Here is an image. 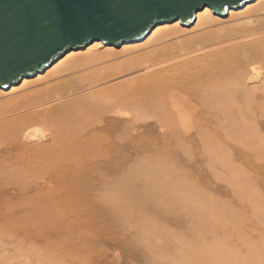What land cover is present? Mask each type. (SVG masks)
I'll use <instances>...</instances> for the list:
<instances>
[{
    "label": "bare ground",
    "instance_id": "1",
    "mask_svg": "<svg viewBox=\"0 0 264 264\" xmlns=\"http://www.w3.org/2000/svg\"><path fill=\"white\" fill-rule=\"evenodd\" d=\"M226 13L222 17L204 6L189 26L178 19L164 21L142 40L119 47L94 40L64 53L41 73L23 77L6 90L0 88V264H264V136L260 131L264 123V0L230 7ZM155 129L164 132L161 142L166 147L172 142L166 139L167 132L176 139L222 130L256 149L249 168L234 162L229 149L221 158L227 171L224 181L233 195L226 198L235 196L238 204L234 200L233 204L241 202L244 209L245 201L252 208L253 214L247 215L254 216L250 219L258 225L244 228L252 227L255 238L247 233L251 237L247 239L242 225L238 227L245 212L242 220L241 209L237 215L235 205L233 209L230 204L220 206L226 203L224 198L215 195L223 200L215 203L212 191L205 188L201 194L210 193L212 203L207 206L204 199L203 204V195H195L200 185L195 188L191 180L189 184L187 178L177 177L176 168L157 149ZM208 139L212 140L206 137L204 145L215 157L214 143ZM176 144L187 153L184 140ZM173 156L177 158L178 153ZM131 160L140 163L133 164L126 175L117 169ZM186 164H181L180 172L188 176ZM113 169L115 176H123L112 188L115 195H97L112 198L108 203L115 207L111 208L118 210L124 196L136 203L132 184L140 187L135 198H143V206L149 205V200L144 201L149 197L156 196L162 204L166 198L170 205L179 200L184 218L196 214L200 230H195L206 243L195 246L194 240L181 239L188 234H176L178 229L164 232L163 226L154 225L144 228V235L153 237L143 235L141 245L134 238L131 242L134 227L130 240L126 233L119 235L107 200L88 199L104 172ZM219 188L214 187V192L220 194ZM62 203L73 205L77 216H64ZM215 219V224L233 221L232 227H219L220 232L209 224L205 227L204 222ZM93 224L97 226L89 227ZM233 243L239 244L230 247Z\"/></svg>",
    "mask_w": 264,
    "mask_h": 264
},
{
    "label": "water",
    "instance_id": "2",
    "mask_svg": "<svg viewBox=\"0 0 264 264\" xmlns=\"http://www.w3.org/2000/svg\"><path fill=\"white\" fill-rule=\"evenodd\" d=\"M253 0H0V88L42 72L64 53L94 40L119 47L158 23L191 25L208 6L226 16Z\"/></svg>",
    "mask_w": 264,
    "mask_h": 264
},
{
    "label": "rangeland",
    "instance_id": "3",
    "mask_svg": "<svg viewBox=\"0 0 264 264\" xmlns=\"http://www.w3.org/2000/svg\"><path fill=\"white\" fill-rule=\"evenodd\" d=\"M262 119V118H261ZM264 121V120H263ZM153 121H151V123H152ZM154 125V124H153ZM261 132H262V134H263V136H264V123H263V125H262V130H260ZM231 132V131H230ZM231 133H233V132H231ZM152 135H154V139L157 141V149H159V150H161V152L164 154V156H165V158H167L168 159V161H169V166H171V167H173L174 169L176 168V174H177V177H179V178H183L182 180H184L185 178H187L186 180L188 181V183H189V181L191 180V182H192V185H194V187L196 188L198 185H200V186H202V187H200V186H198L196 189V191L199 193L198 195L197 194H195L196 196H201L202 197V195H203V197L202 198H200V199H203V204H205L206 203V201H207V203L205 204V205H207L208 203H209V205H211V203H212V201H214V199H215V195H218L217 197L219 198V200L220 199H223L224 198V201H226V203L224 202V203H222V204H220V202H223V200L222 201H218L217 200V198L215 199V203H219L220 204V206L221 205H223V206H225L226 208H229V207H231L232 209H233V205H235L236 207H234V209L236 210V212H235V214H237L238 215V213H240L241 211V216H242V213L243 212H245V213H243V216H244V214H246L245 215V219H244V217L242 216H240L241 217V219L243 220L244 219V221H241V222H239L238 224H240L239 226L236 224L235 225V227L236 226H238V227H240L241 225H242V227H241V229L242 228H244V226H253V224L254 225H258V224H255V223H258V222H256V221H252L251 219H253L254 220V216H248V215H250L251 213L253 214V211H252V208L250 207V206H248L247 205V203H245V201L242 203V206H244L245 204V206H246V208L244 207V209H242L241 208V202H239V206L238 205H236V204H233V203H237L238 201H236V197L234 196V198H231V199H229V200H231V201H229L227 198L229 197H232L233 195H231L230 193V186L224 181L225 179H226V177H225V175H223V174H225L227 171H226V168L222 165V162H221V158L225 155V152L226 151H228L227 149H229L231 152V155H232V158H233V160H234V162H236V163H241V165L242 166H244V167H247V168H249L250 166H248V162H253L254 161V159H255V157H253V155H254V153H255V148L252 146V145H249V144H245L244 142H242V141H240L239 139H240V136H238V135H235L234 133L232 134V135H229L228 133H226L225 131H222V130H219L218 131V133H211V132H203V133H196V132H193V133H189V134H185V135H183L182 137L181 136H179V137H177L176 139H174L173 138V133H166V139L167 138H169L170 140H172V142L171 143H167V147H169V148H167L164 144H163V142H161V141H163V138H162V136L164 137V132L163 131H161V130H159V129H155V130H153L152 131ZM206 137H210L212 140H210V139H208L207 141H209V142H212V143H214V148H215V150H216V152H217V154H216V156L214 157H212L211 155H209L208 154V152H207V149H206V147H205V145H204V141H205V139H206ZM180 139H182V140H184L186 143H187V148H188V150L186 151L187 153H185L184 152V150H182L181 149V147H180V145H178V144H176V141H178V140H180ZM203 140V144H202V141ZM159 142L161 143V144H159ZM167 142V141H166ZM230 145H229V144ZM232 145L233 146H235L237 149H235L234 150V148L235 147H232ZM238 146H239V148H238ZM227 147V148H226ZM165 150V151H164ZM170 150H172V152L170 151ZM176 153H178V157L177 158H175L173 155H175ZM224 153V154H223ZM154 157H152V163H155V158H156V151L154 152ZM187 157L189 158L188 160H187ZM136 160V159H135ZM135 160H131V161H123V162H121V164L118 166V170L120 169L121 170V172L122 173H124L125 175H126V173L129 171V170H131L132 168H134V166H133V164L134 165H139V163L140 162H134ZM188 163V164H186V165H188V166H186V168H188L190 171H188V172H190L189 174H188V176L186 175V172L184 173V174H181V172H180V168L182 169V167H181V164H183V163ZM182 171V170H181ZM115 172H116V170L115 169H113L112 171H109V172H104V176L102 177V178H100V180H99V184H97V186H93V189L92 190H95L93 193H91V194H88L89 196H88V199L91 201V202H93V200L94 199H97V200H102V201H104V202H106L105 200H107L108 199V197L107 196H105V195H102V196H105L104 197V200L102 199L103 197L102 196H100V197H102V198H100V197H98L97 195H99V194H101V193H104V194H108V195H110V193H111V195H115L113 192H112V188H113V186H114V184L117 182V181H123V176H122V173H120V174H118V176H115ZM183 172V171H182ZM131 174V172L128 174V175H130ZM217 175V176H216ZM194 179V180H193ZM197 179V180H196ZM185 180V181H186ZM206 181V182H205ZM141 182L142 181H140V184H141ZM200 182V183H199ZM197 183H198V185H197ZM203 183V184H202ZM215 183V186H213V184ZM225 183L227 184V185H225ZM53 184V183H52ZM190 184V183H189ZM202 184V185H201ZM205 184V185H204ZM207 184V185H206ZM133 185V187H134V192H135V194L137 195V188H140V187H137L136 185H134V184H132ZM155 185V184H154ZM154 185H153V187H154ZM216 186H220V188H219V190H222L221 192H220V194L219 193H217V192H214V187H216ZM198 188L199 189H201L200 191H198ZM205 188V189H204ZM206 191V192H210V191H212V192H210V193H213V194H211L210 196L211 197H214V198H212L213 200L211 201V200H208V198L209 199H211L210 198V196H209V194L210 193H206V192H204L203 194H201V192H203L204 190ZM203 190V191H202ZM262 190V192H263V198H264V189H261ZM222 192H223V195H222ZM227 194V195H229V196H224V194ZM201 194V195H200ZM136 195H135V197H136ZM205 195V196H204ZM209 197H208V196ZM213 195V196H212ZM118 196V195H117ZM44 197H46V196H42L41 198H44ZM110 197V196H109ZM127 197V196H126ZM135 197H133L134 199L132 200V202H135L134 200H136V203H131V200H130V197H127L128 199H129V202L131 203H129L128 201H127V199H125V196H124V198L122 197V201H121V199H120V205H119V207L118 206H116V207H118V210H117V208L115 209V208H111V207H115L114 205H113V203H112V205H109V204H111V203H108V202H110L111 200H112V198H111V200L110 201H108L107 200V207H108V209H110V213L111 214H113V213H115V214H113L114 216V218H115V224H116V226H115V224L113 225L115 228H118L117 227V225L119 224V228L117 229V231L120 233H118L119 235H121L122 233H126L125 235L124 234H122V236L124 235V237H126V235H127V238L129 239V236L131 235H134L135 234V231H136V235H134L133 237H130L131 238V240L134 238V239H136V240H134V241H136L135 243H142V241L144 240V238L147 236V235H144L145 233L143 232V230H144V228H147L148 226L150 227V226H156L155 228H158V229H160V228H162V226L164 227V229H160V230H165L164 232H169V233H176V230H177V233L176 234H179V233H182L183 232V234L182 235H189V237H182L181 239H186V241H188L189 239H191V240H194V241H191V242H193V244L195 245V246H199L200 247V245L202 246V244L203 243H206V241H204V239H203V236H201L197 231H199L200 229H199V220H197V216H196V214H194L193 213V215L191 216V217H189L188 215H186V216H188V217H186L185 216V218H186V220L188 221L189 219L190 220H193V221H190V222H192V223H190L189 221V223L187 222V221H185V218H184V211L182 210V208H181V202H179V200H177V203L176 204H174V205H170V203L168 204L167 202L168 201H165V200H167L166 198L164 199V201L163 202H165V204L163 203H159L158 202V200H155V199H157V197L155 196V197H153V199L156 201V204H154L153 203V199L152 200H150L152 197H149V198H144V201L146 200L147 202H148V200H149V205H145V206H143V203L141 204V201L143 200V198H138V199H136ZM223 197V198H222ZM227 197V198H226ZM105 198H107V199H105ZM121 198V197H120ZM160 199H162L163 200V197H159ZM124 199V200H123ZM206 201H205V200ZM227 199V200H226ZM56 200H57V198H56ZM140 200V203H138V201ZM218 202H217V201ZM233 200L234 201H236V202H233ZM48 201H50V200H48ZM47 201V202H48ZM154 201V202H155ZM160 201V200H159ZM205 201V202H204ZM46 202V203H47ZM112 202V201H111ZM124 202V203H123ZM126 202V203H125ZM229 202V203H228ZM233 202V203H232ZM167 203V204H166ZM179 203V204H178ZM123 204H124V206H123ZM128 204H130V206L128 205ZM227 204V205H226ZM228 204H230L229 205V207H228ZM238 204V203H237ZM204 205V206H205ZM209 205H207V206H209ZM54 208L56 207V205H52ZM73 206V205H72ZM70 207V205L69 204H67V203H62L61 205H60V207H61V209L64 211V216L66 215V214H70V215H75V216H77V214L79 213V211H74L73 212V207ZM111 206V207H110ZM171 208H170V207ZM223 206H222V208H223ZM238 206V207H237ZM123 207V208H122ZM128 207V209H126ZM155 207V208H154ZM175 209H174V208ZM121 208V209H120ZM167 208V209H166ZM177 208V209H176ZM241 209V211L238 209ZM250 208H251V211H250ZM119 209L121 210L120 211V213H119ZM123 209V210H122ZM131 209V210H130ZM162 209V210H161ZM166 209V210H165ZM117 210V211H116ZM126 210H127V212H128V214H127V212H126ZM129 210V211H128ZM132 210L134 211V212H132ZM174 210V211H173ZM178 210H179V213L181 212V214H179L178 213ZM244 210V211H243ZM246 210H247V212H246ZM248 210H249V212H248ZM55 211H58V209H55ZM116 211V212H115ZM124 211V212H123ZM137 211V212H136ZM154 211V212H153ZM169 211H171L170 213H168ZM172 211H173V214H171L172 213ZM175 211H177L176 213H175ZM237 211H238V213H237ZM240 211V212H239ZM129 212H131V213H129ZM163 212H164V214H163ZM167 212V214L165 215V213ZM184 212V213H183ZM233 212H234V210H233ZM251 212V213H250ZM133 213V214H132ZM154 215H153V214ZM132 214V215H131ZM161 214L163 215V216H161ZM169 214V215H168ZM187 214V213H186ZM234 213H233V215H234V217L235 216H237V215H235ZM248 214V215H247ZM257 214V213H256ZM116 215V216H115ZM126 215V216H125ZM133 215H135V216H133ZM139 215V216H138ZM146 216V217H148V218H142V216ZM174 215H177V216H174ZM111 216V215H110ZM124 216V217H123ZM130 216V217H129ZM137 216V217H136ZM143 216V217H144ZM154 216V217H153ZM161 216V217H160ZM165 216V217H164ZM195 216H196V218H195ZM247 216H248V218H247ZM258 215H256V217H257ZM260 216V215H259ZM113 217H111V218H113ZM129 217V218H128ZM152 217V218H151ZM160 217V218H159ZM182 217V218H181ZM113 218V219H114ZM126 218V219H125ZM128 218V219H127ZM130 218H132V219H130ZM155 220H154V219ZM161 218H162V220H161ZM168 218V219H167ZM179 218V219H178ZM184 218V219H183ZM194 218H195V221H194ZM247 218V219H246ZM251 218V219H250ZM124 219V220H123ZM139 219V220H138ZM144 219V220H143ZM148 219V220H147ZM159 219V220H158ZM165 221H164V220ZM175 219V220H174ZM177 219L178 220H180V221H178L177 222ZM183 219V220H182ZM232 219H235V218H232ZM231 219V220H232ZM248 219L249 220H251V221H248ZM121 220V221H120ZM126 220H128V221H126ZM130 220H131V222H134V220H136V222H134V226L132 225L133 223H131L130 222ZM147 220V221H146ZM152 220V221H151ZM170 220V221H169ZM181 220H182V222H181ZM197 220V221H196ZM209 220H211V219H209ZM161 223H160V222ZM212 221V220H211ZM211 221H209L210 223H212L213 225L211 226V224L208 222V220H207V222H204V225H205V227L206 228H208V227H210L211 229H213V231H217V232H220L222 229V226L224 227L225 225H228V226H231L232 225V222L233 221H230V222H228L227 224L226 223H223V221H221L220 220V222L221 223H219V221H217L216 223L217 224H215V222L214 221H216V219L215 220H213V222H211ZM121 224H120V223ZM126 222V223H125ZM147 222H149V223H147ZM154 222V223H153ZM156 222V223H155ZM164 222V223H163ZM176 223V225H175V223ZM203 222V220L201 221V223ZM235 222V221H234ZM246 222V223H245ZM251 222H253V223H251ZM113 223V222H112ZM131 223V224H130ZM147 225H146V224ZM152 223V224H151ZM158 223L160 224V225H158ZM165 223H167V224H165ZM187 224L186 225V227L184 228V227H182L181 225H183V224ZM220 225H219V224ZM229 223H231V224H229ZM244 223V224H243ZM249 225H248V224ZM125 224V225H124ZM130 224V225H129ZM142 224H144V225H142ZM150 224V225H149ZM168 224H169V226H168ZM170 224H172V225H170ZM185 224L183 225V226H185ZM209 224V225H208ZM234 224V223H233ZM245 224H247V225H245ZM132 225V226H131ZM138 225H142L141 227H139ZM189 225L190 226H195V227H193L194 228V230H193V228L192 227H189ZM206 225H208V227L206 226ZM218 227H217V226ZM94 226H97L96 224H93V225H90L89 227H94ZM129 226V227H128ZM136 226V227H135ZM153 226V227H154ZM159 226V227H158ZM167 226V227H166ZM171 226V227H170ZM213 226H215L214 228H213ZM123 227V228H122ZM128 229V231H127V229ZM131 227H134V229H135V231H134V229L133 228H131ZM143 227V228H142ZM166 227V228H165ZM219 227H221V228H219ZM232 227V226H231ZM257 227H259V226H257ZM122 228V231L120 230ZM125 228V229H124ZM137 228H139V230H141V231H139V232H141V233H139L138 232V229ZM182 228H184V231H183V229ZM195 228H196V230H195ZM209 228V230H211ZM215 228H217V229H215ZM260 228H261V226H260ZM169 229V230H168ZM180 229V230H179ZM199 229V230H198ZM219 229H220V231H219ZM246 230L245 232L243 231V230ZM244 229H242V231H241V233H245L244 234V236L248 233H250V236H252L251 234H253V232L251 231V229H252V227L250 228V231H249V228H244ZM248 229V230H247ZM125 230V231H124ZM130 230V231H129ZM171 230H173V231H171ZM181 231V232H180ZM254 231V233L256 232V234H259V232H257V231H255V230H253ZM130 234H129V233ZM236 232V231H235ZM134 233V234H133ZM197 233V234H196ZM208 233L210 234V231H208ZM240 233V236H243L242 234ZM142 235V237H143V235L145 236V237H141V236H138V235ZM190 235H192V236H190ZM219 235H221V233H219ZM254 235V234H253ZM136 237V238H135ZM141 237V238H140ZM150 237H153L152 235H150V236H147L146 237V239H151ZM193 237V238H192ZM246 238L248 237L249 238V235L248 236H245ZM253 238H255L256 236H252ZM257 237H259L258 235H257ZM195 238H197V239H199L198 241L200 242V244H199V242H198V244L199 245H197V239H195ZM247 238V239H248ZM137 239H139L138 241H137ZM143 239V240H142ZM209 240H210V238H208ZM207 239V240H208ZM249 239H251V237L249 238ZM130 240V239H129ZM131 241L132 243H134V241ZM142 240V241H141ZM201 240H203V241H201ZM208 240V241H209ZM256 240H258V238H256ZM234 241V240H233ZM201 242H203V243H201ZM207 243H209V242H207ZM235 244H239V243H235ZM235 244L233 243V245H230V247L232 246V247H236L235 246ZM141 245V244H140ZM236 250V249H235ZM108 253L109 254H111V256H109V257H112V255H113V252L109 249V251H108ZM132 258V257H131ZM144 261H146V259H144L143 260V262Z\"/></svg>",
    "mask_w": 264,
    "mask_h": 264
}]
</instances>
